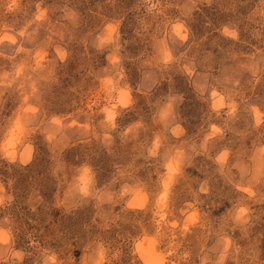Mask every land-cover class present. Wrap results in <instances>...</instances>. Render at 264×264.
I'll list each match as a JSON object with an SVG mask.
<instances>
[{"label":"rangeland","instance_id":"obj_1","mask_svg":"<svg viewBox=\"0 0 264 264\" xmlns=\"http://www.w3.org/2000/svg\"><path fill=\"white\" fill-rule=\"evenodd\" d=\"M0 264H264V0H0Z\"/></svg>","mask_w":264,"mask_h":264}]
</instances>
